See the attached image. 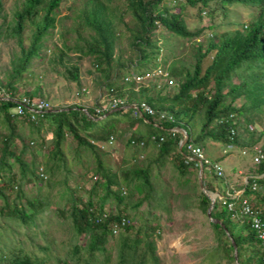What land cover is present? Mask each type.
<instances>
[{
	"label": "trees",
	"instance_id": "1",
	"mask_svg": "<svg viewBox=\"0 0 264 264\" xmlns=\"http://www.w3.org/2000/svg\"><path fill=\"white\" fill-rule=\"evenodd\" d=\"M59 1L24 0L22 6L13 12L10 23H6L3 29L1 26L2 23H5L3 22L5 16H2L0 40L1 36L5 39H13L20 52L19 56L15 57L16 62L6 73L5 79L0 80V88L10 92L11 96H15L18 92L15 84L20 80L19 77L28 60L37 55V49L41 47V39L49 29L54 27L53 11L58 6ZM121 1L125 2L131 16L137 22L135 32L131 35V45L138 47L137 56L134 60V67L137 66L135 72L141 73L160 65L162 69L168 71L170 77L173 76L177 80L171 87L172 89L176 86V92L170 96H165L162 93L163 89H167L165 84L156 89L154 84L149 85V87L141 86L136 92L129 87L128 100L126 99L125 105L143 100L155 111H163L169 114L172 117L171 122L157 121L143 112L141 115L134 113L132 109H120L108 113L106 110V112L100 113L101 115L106 113L102 118L95 120L92 118H96L99 114L95 113L94 108L85 107L90 115L88 117L81 110L82 107L76 104L66 106H53L51 104V109L62 107H67V109L48 111L41 116L38 115L34 121H28L25 117L11 113V109L15 106L14 102L0 100V120L6 127V134L3 136L0 149V209L6 207L7 212H12L14 218L19 219L20 222L25 223L32 220L38 211V201L26 200L28 206L31 207L30 212H26L23 208L15 205L9 208L4 191L11 188L13 183L20 184L21 182L39 179V176H36L38 172L34 162H25L21 158V154L29 143L26 142V136L29 139L32 138L30 140L32 144L37 137L42 136L43 132H49L48 139H50L51 148L44 169L39 168L42 171L40 179L46 177L45 171L51 175L64 162L61 146L68 134L75 142V147H81L95 155L94 172L99 176V180L95 179L90 192L92 193L95 186L98 185L102 188L103 194L96 198L98 201L96 207L90 197L84 202L75 198L71 199L68 210L72 233L76 237L86 236L85 243L81 248L85 249L90 259L93 258L94 252L105 251L104 245L107 236L114 235L109 230L110 223L120 217L128 218L118 208L113 212H108L106 217H102L104 213L102 205L106 197H113L119 205L125 202L131 192L136 191L142 195L136 199L135 205L145 202L148 207L145 211L147 213L157 208L168 211V198L177 201L176 195L167 185L155 186L150 179V171L155 166V168H160L167 160H170L173 169L176 171L175 181L178 188L180 190L187 189L186 193L179 194L184 207L190 206L205 214L209 200L198 188L197 166L194 161L185 158L184 145L178 150L180 134L169 131L171 128L179 127L185 130L186 142L191 141L200 147L208 141L220 144L227 143L229 141V129H233L231 142L234 148H250L256 144L264 147V0H216L215 2L223 9L224 5L232 3L251 6L255 9L251 19L247 23L241 24L240 28L222 29L221 31H213V29L219 28L220 24L215 25L212 21L213 15L205 10L201 14L205 15L209 24H204L205 26L190 31L182 20L180 10L174 12L166 6L159 8L158 2L160 0ZM208 1L185 0L190 5L199 2L198 10L200 11L204 9ZM105 9V4L97 0V3L91 6L88 12H84L82 19L84 25L94 32L91 37L93 45L89 47V51L94 54L95 64L97 67H102L101 71L106 73L107 78L113 63L116 62L115 66L121 67L124 61H120L119 57L113 55L115 40L113 23L111 17L105 13ZM26 22L31 27L32 32L29 45L24 50L21 33ZM203 22L205 21L203 20ZM155 23H159L164 29L181 38L194 37L193 39H197L201 32L208 31L204 46L201 42L196 41L195 59L190 70H185L182 73L181 70L175 69L172 65L168 69L164 66L165 60H162L161 63L155 62L150 67L145 68L144 63L154 59L155 56L156 48L154 43L148 42L147 35V31L153 28ZM145 45L153 46L155 50L147 52L143 48ZM61 58L62 56L59 55V60ZM128 63L132 64L131 61ZM64 72L68 79L73 81L78 79L75 65L65 66ZM232 76H236L238 82L233 83L231 81ZM112 79L114 80V77ZM106 87L114 91V86L110 80L106 82ZM149 89H155L153 96L147 93ZM40 90V86H36L31 91L28 90L22 94L27 97H38L37 94H43ZM113 94L116 97H121L123 92L118 90ZM237 99H240L241 102L235 106L233 102ZM128 113H133V117H129L128 123L132 122V125L135 123L137 126H142L143 129L139 130L136 126L131 129L130 135L125 140V146L131 148L133 157L131 160L141 157L142 164L125 169L118 175L117 172H112L110 168L102 164L99 158L102 152L99 151L101 148L97 143L106 142L110 136L112 137L115 134V122L120 117L118 115L126 116ZM229 114L232 115L231 118L228 117ZM108 117H113V123L109 127H104ZM224 118L225 120H223ZM155 123L161 127L155 126ZM24 125L28 128L25 137L22 135L23 129L21 128ZM258 125L261 127L257 128ZM152 135L155 137L154 141L150 140ZM159 137H162V140H158ZM13 139L20 144L19 153H15L13 149ZM131 140L136 142L143 140L144 144L142 146L130 145ZM249 154L251 156V153ZM6 158L18 163V180L11 173ZM253 165L254 175L264 173V160ZM207 169L208 166L202 163L201 180L205 188L211 190L205 183ZM212 178L217 179V182L222 181L214 175ZM250 181L251 176H248L245 184H243L241 196L248 193H259L250 190ZM257 181L261 183V179ZM122 185L128 194L125 195L126 191L121 194ZM111 186L116 189H111ZM221 201L216 197L214 198L209 215L220 220L234 240L238 264H260L264 252L260 249L247 221L244 220L241 223L233 221ZM207 223L211 227L216 241L212 249L218 255L216 258L232 264L231 245L223 229L208 220ZM130 228L131 224L129 223L123 228L124 232L118 235V249L114 264H157L158 258L154 253V243L148 240L145 234L143 249L138 252V245L142 240L137 236L129 238ZM78 250L79 246L73 244L70 251L71 255H76ZM213 251L208 252L205 258L213 257ZM105 259L107 262L108 255ZM210 263L220 264V261L214 259ZM0 264H38V262L27 253L18 250L5 254V256L0 255ZM62 264H66V262L63 261Z\"/></svg>",
	"mask_w": 264,
	"mask_h": 264
},
{
	"label": "rangeland",
	"instance_id": "2",
	"mask_svg": "<svg viewBox=\"0 0 264 264\" xmlns=\"http://www.w3.org/2000/svg\"><path fill=\"white\" fill-rule=\"evenodd\" d=\"M23 1L0 0V24L3 20L2 16H5L2 29L6 23H10L13 12L22 6ZM215 1L209 0L201 11L198 10L199 2L190 5L185 0H160L158 7L166 6L174 12L180 10L182 20L190 31L209 24L205 15L201 14L203 10L213 15L212 21L215 25L220 24L219 28L217 27L213 31L240 28L241 24L247 23L255 12L253 7L239 3L226 4L223 9ZM98 2L105 4V13L111 17L115 36L113 55L119 57L120 61H124L123 66H115L116 62H114L106 78V73H102V67H97L94 54L89 51V47L93 45L91 37L94 32L84 25L82 15L85 11L88 12L90 7L97 3V0H60L53 11L55 25L41 39V47L37 49V55L32 56L25 65V69L19 77L20 80L15 84L18 91L16 95L40 86V91L43 94H37L38 97L41 96L53 106L70 104L91 108L100 106L104 108L103 112H105L109 108L107 101L116 97L113 93L118 90L123 92L118 98L126 101V99L128 100L129 87L136 92V89L141 85L145 87L151 85L148 82L142 83L140 86L130 84L127 86L122 82V76L137 71V66L134 67V60L138 47L131 45V35L135 32L137 22L131 16L124 1L98 0ZM158 7L156 6V8ZM208 18L210 20V17ZM31 32V27L26 22L21 33L24 50L31 40ZM207 34L208 31L205 30L197 39H193L194 37L181 38L164 29L159 23H155L154 27L147 31V35L148 42L154 43L156 50L153 46H143L147 52L155 50V56L153 55L154 59L144 63L145 68L155 62L161 63L162 60H165L164 66L168 69L172 65L182 73L185 70H190L195 59L196 41L201 42L204 46ZM2 37L0 40V80L5 79L6 73L16 62L15 57L20 54L19 47L13 39ZM59 55L62 56L60 60ZM129 61L132 64H129ZM71 65L77 67L78 79L76 81L65 76V66ZM172 79L174 82L177 81L173 76ZM109 80L114 86L113 93L110 88L106 87V82ZM231 81L236 83L238 78L232 76ZM155 89H149L147 93L153 96ZM175 90L176 86L172 89H163L162 93L165 96H170L176 92ZM100 97L106 98V105L99 103ZM240 102V99L234 100L233 105L237 106ZM108 112L111 111L108 109ZM102 115L99 114L97 117ZM118 116L120 117L115 122V134H113L111 142H108V138L106 142H99L97 145L101 148L99 151L102 152V155H99V158L102 164L119 175L125 169L141 165L142 158L131 160V158L133 159L131 148L125 146V140L130 135V130L137 126L135 123L133 125L132 122L128 123L129 117H133V113ZM106 123L104 127H109L113 123V117H108ZM138 126L140 127V125ZM259 127L261 126L258 125L257 128ZM21 128L23 129L22 135L25 137L28 128L25 125ZM5 134L6 127L0 120V149ZM48 138L49 132H43L42 136L37 137L36 141L31 144L32 138L25 137L26 142L29 143L21 154V158L25 162H34L38 172L37 177L39 168L44 169L51 148ZM13 141V149L15 153H19L20 144L15 139ZM208 142L203 144V154L207 160L215 162L213 159L219 155L224 145L216 142L214 145L207 144ZM61 149L64 162L51 175L45 171L46 177L40 179L41 176H39V179L20 184L13 183L11 188L4 191L9 208L15 205L30 212L31 207L28 206L26 200L32 202L37 200L39 205L32 220L25 223L14 218L12 212H7L6 207L0 209V255L5 256V254L21 250L36 259L38 264H62L63 261L66 264H114L118 249V235L122 234L124 230L115 235H108L104 245L105 251L94 252L93 258L90 259L85 249L81 248L85 243L86 236L76 237L73 235L68 216L71 199L76 198L80 202H84L90 197L96 207L98 204L96 198L103 194L102 188L98 185L95 186L92 193L90 192L95 179L99 180V176L94 172L95 155L81 147H75V142L69 134L63 141ZM233 151H236V148ZM246 157L247 159H242L244 166H248L252 162L249 154ZM6 160L10 165L11 173L18 180V163L10 158H6ZM155 167L150 171V179L154 185H167L176 195L177 201L168 198V211L157 208L150 210L149 213L145 212L148 208L145 202L135 205L136 199L142 194L133 191L125 202L119 205L113 197H106L102 205L104 212H113L118 208L126 214L131 224L129 238L135 236L141 238L142 241L138 245V252H140L143 249V240L146 234L147 239L154 243V253L158 258L157 264H213L210 261H214V259L219 260L220 264H231L216 258L218 255L212 250L216 241L205 214L190 206L186 208L182 204L179 194L186 193L187 189L180 190L176 185V171L170 160H167L160 168ZM3 177L5 179V176ZM223 178H225L224 171L220 179L223 180ZM111 189L116 188L111 186ZM120 191L121 194L125 191V195L128 194L123 185ZM73 244L79 246L78 253L74 256L70 253ZM212 251L213 257L205 258L206 254ZM106 255H108L107 262Z\"/></svg>",
	"mask_w": 264,
	"mask_h": 264
},
{
	"label": "built area",
	"instance_id": "3",
	"mask_svg": "<svg viewBox=\"0 0 264 264\" xmlns=\"http://www.w3.org/2000/svg\"><path fill=\"white\" fill-rule=\"evenodd\" d=\"M122 82L127 86L130 85H141L142 83H150L154 84L155 88H159L164 84L167 86L166 88H171L174 85V81L172 77L169 76L168 71L162 69L160 65L147 69L143 72H130L125 74L122 78ZM163 84V85H162ZM148 85V84H147ZM142 86V85H141ZM140 86V87H141ZM149 86V85H148ZM146 86V87H148ZM145 87V86H142ZM138 89V88H137ZM136 89V91H137ZM113 91V89H110ZM0 100H10L15 103V106L11 109V113L16 114L19 117H25L28 121H34L36 117L41 116L43 113L51 111L52 105L39 97H27L24 94H18L15 96H11L10 92L5 91L0 88ZM111 101V102H110ZM108 102V109L111 110L116 108L118 105L120 107H124L125 101L118 97H112ZM129 105H134L137 110L141 113H145L151 116L154 120L157 121H172V117L163 112V111H155L152 109L146 102L143 100H139L137 102L130 103ZM107 109V110H108ZM104 110L101 108H94L96 114L102 113ZM134 113H137L136 110L132 109ZM138 114V113H137ZM231 114L228 117L231 118ZM225 120V118L223 119ZM169 131L174 132V128H171ZM233 136V129H229V141L224 143V148L221 150L222 153L229 152L234 149V145L231 142ZM112 137H109L108 142L110 143ZM150 140L154 141L155 137L150 136ZM158 140H162V137H159ZM138 145L142 146L143 140L138 142L131 140L130 145ZM185 148V158L188 160H199L201 163H205L208 168L212 171L213 175L217 178L222 177L223 170L222 167L217 162L208 161L204 154L203 150L199 145L194 144L191 141H185L183 143ZM240 155H246L247 153H251L252 163L258 164L264 160V147L262 148L260 145H253L250 148H242L239 150ZM194 164L197 166V163L194 161ZM39 176H42L41 169H39ZM261 179V183L257 180ZM246 182V181H245ZM249 188L252 192L263 191L264 192V173L256 174L251 176V181L249 184ZM218 199L222 200V204L225 205L226 210L233 221L243 222L247 221L249 228L253 231L256 240L258 241L260 249L264 252V204L263 205H253L248 196H241L239 193H225L223 196L218 197ZM108 212H104L102 217H106ZM130 223V220L126 217H120L118 220H114L109 225V230L111 234H117L119 231L123 230V228ZM260 264H264V255L260 260Z\"/></svg>",
	"mask_w": 264,
	"mask_h": 264
},
{
	"label": "crops",
	"instance_id": "4",
	"mask_svg": "<svg viewBox=\"0 0 264 264\" xmlns=\"http://www.w3.org/2000/svg\"><path fill=\"white\" fill-rule=\"evenodd\" d=\"M98 96H100V94H98ZM100 98L101 99H100L99 103L106 105V98H102V97H100ZM81 107H84V106H81ZM98 108L103 109L100 106ZM136 127L139 130L143 129L142 126L141 127L136 126ZM174 130L177 132L176 129H174ZM207 144L214 145L215 142L209 141ZM235 148H236V151L231 150V151L226 152V153L220 152L219 155L213 159L215 162H217L222 167V170L225 173V178H223L222 181L217 182V179L214 180L212 178L213 173L209 168L205 172V174H206L205 183H207V185L211 188V190H209V191L213 192L215 194L216 198L223 196L225 193H233L234 192V194L235 193L241 194V191L243 189V184H245L246 178L248 176L254 175L253 174V168H254L253 163L250 162V164H248V166H244V163L242 161V159H247L246 156L249 153L242 156L239 153L240 148H238V147H235ZM202 150H203V148H202ZM208 150H210V149H208ZM251 167H252V169H251ZM202 184L204 186V183H202ZM258 192L259 193H248L247 195H243V196H248L250 202L253 205H258V206L263 205L264 204V192L263 191H258Z\"/></svg>",
	"mask_w": 264,
	"mask_h": 264
},
{
	"label": "water",
	"instance_id": "5",
	"mask_svg": "<svg viewBox=\"0 0 264 264\" xmlns=\"http://www.w3.org/2000/svg\"><path fill=\"white\" fill-rule=\"evenodd\" d=\"M66 109H67V107H62V108H58V109H52L51 111L66 110ZM120 109H124V110L125 109H134V110L137 111V113L139 115H141V112L139 110H137V108L134 105H126L124 107H117V108L112 109L111 111H114V110L116 111V110H120ZM81 110L85 113V115L90 117V115L88 114L86 108H81ZM103 116H104V114L101 117H96V118H92V119L97 120V119L102 118ZM154 125L157 126V127H161L159 124H154ZM174 129H176L177 132L180 134V140L178 142V150H180L181 146L186 141L187 134H186L185 130H183V129L179 128V127H175ZM193 161H195L197 163L196 180H197L198 188L207 197V199L209 200V204H208V206H207V208L205 210V217L210 223H215V224L219 225L223 229L224 234L227 237V239H228V241H229V243L231 245V253H232L233 264H238L237 255H236V246H235L234 240L232 239V237L230 236L228 231L224 228V226L221 223V221L218 220V219L212 218L209 215V212H210V210L212 208V205H213L215 194L213 192H210L209 190H207L202 184V180H201L202 163L199 160H195V159H193Z\"/></svg>",
	"mask_w": 264,
	"mask_h": 264
},
{
	"label": "clouds",
	"instance_id": "6",
	"mask_svg": "<svg viewBox=\"0 0 264 264\" xmlns=\"http://www.w3.org/2000/svg\"><path fill=\"white\" fill-rule=\"evenodd\" d=\"M127 105H129V104H127ZM82 108H85V107H82ZM117 108V107H116ZM114 109V108H113ZM112 110V109H111ZM110 110V111H111ZM106 112V111H105ZM107 112H108V110H107ZM155 124H157V123H155ZM173 128H175V127H173ZM174 132H176V131H174ZM178 133V132H177ZM179 142V141H178Z\"/></svg>",
	"mask_w": 264,
	"mask_h": 264
}]
</instances>
